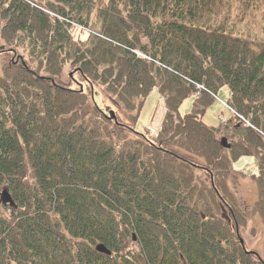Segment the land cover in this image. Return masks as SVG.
Returning <instances> with one entry per match:
<instances>
[{
  "label": "trees",
  "instance_id": "1",
  "mask_svg": "<svg viewBox=\"0 0 264 264\" xmlns=\"http://www.w3.org/2000/svg\"><path fill=\"white\" fill-rule=\"evenodd\" d=\"M0 56V264H264L227 183L254 157L264 218V0H0ZM223 90L251 127L203 122Z\"/></svg>",
  "mask_w": 264,
  "mask_h": 264
},
{
  "label": "rangeland",
  "instance_id": "2",
  "mask_svg": "<svg viewBox=\"0 0 264 264\" xmlns=\"http://www.w3.org/2000/svg\"><path fill=\"white\" fill-rule=\"evenodd\" d=\"M25 59L28 62L30 61V57L27 54L25 55ZM6 61L7 58L0 56V65ZM34 66L36 67L37 64H34ZM71 73L70 68H65L61 76V82L66 86L71 85L73 89H76L79 84H73L72 78H70ZM73 78L76 79L77 77L74 76ZM77 81L81 83L79 80ZM229 93L228 90H223L218 96H214L216 102L204 116L203 122L205 124L211 127H218L221 124V117L227 119L233 117L232 111L227 107ZM96 102L103 111L107 112V106H109L112 111L116 112L124 121H127L124 111L118 109L116 104L104 93L101 94L98 91ZM162 102L163 99L158 91L152 92L143 107L136 125V131L138 133L146 134L149 138L153 139L155 133L159 132L160 128L156 130L154 126L156 118L162 108ZM193 103V98L187 100L181 108V114L187 115L191 113ZM225 104L227 106H225ZM242 119L244 118L242 117ZM245 121L244 119V122ZM246 122L247 124L243 123L244 126L250 124L248 121ZM228 143L231 145L232 141L228 140ZM233 169L235 170V175H233L227 183L232 198L236 202L235 209L245 220L242 227L239 229L240 236L244 240L246 248L249 251L257 253L264 260V218L257 210L258 189L256 181L252 177L254 174L256 175L258 173L257 160L254 157L243 158L233 165ZM194 174L199 185H202V183L209 184L208 176L204 170H196ZM223 216L229 219L231 218L230 212H225Z\"/></svg>",
  "mask_w": 264,
  "mask_h": 264
},
{
  "label": "water",
  "instance_id": "3",
  "mask_svg": "<svg viewBox=\"0 0 264 264\" xmlns=\"http://www.w3.org/2000/svg\"><path fill=\"white\" fill-rule=\"evenodd\" d=\"M23 64L25 65V63L23 62ZM112 118L113 119H116L115 116H113L112 114ZM221 145L225 148V149H230L231 148V145L228 143V140L227 139H222L221 141ZM10 205L11 207H15V203L14 201L12 200V197L7 193V192H4L1 199H0V206L1 205ZM242 245H244V242L242 241L241 242ZM98 252L104 254V255H108V256H111L112 253L106 249V247L104 245H99L96 249Z\"/></svg>",
  "mask_w": 264,
  "mask_h": 264
},
{
  "label": "bare ground",
  "instance_id": "4",
  "mask_svg": "<svg viewBox=\"0 0 264 264\" xmlns=\"http://www.w3.org/2000/svg\"><path fill=\"white\" fill-rule=\"evenodd\" d=\"M165 114H166V107H165V103L162 102V108H161V110H160V112H159V114H158V116L156 118V122H155V126H154L155 128L154 129L158 130L161 127L162 122H163L164 117H165ZM242 241L244 242L243 239L241 240V242ZM242 246H245V242H244V245H242Z\"/></svg>",
  "mask_w": 264,
  "mask_h": 264
},
{
  "label": "crops",
  "instance_id": "5",
  "mask_svg": "<svg viewBox=\"0 0 264 264\" xmlns=\"http://www.w3.org/2000/svg\"><path fill=\"white\" fill-rule=\"evenodd\" d=\"M155 136V135H154ZM156 137V136H155Z\"/></svg>",
  "mask_w": 264,
  "mask_h": 264
}]
</instances>
